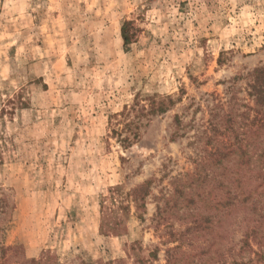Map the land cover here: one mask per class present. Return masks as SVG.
Masks as SVG:
<instances>
[{
    "label": "rangeland",
    "instance_id": "374dc122",
    "mask_svg": "<svg viewBox=\"0 0 264 264\" xmlns=\"http://www.w3.org/2000/svg\"><path fill=\"white\" fill-rule=\"evenodd\" d=\"M124 21L136 29L127 49ZM260 66L264 0H0V108L14 109L0 122L10 205L0 246L19 244L29 259L48 252L57 264H167L170 232L185 229L193 208L179 190L218 177L215 165L201 168L223 139L210 124L217 106L232 95L251 106L247 74ZM155 95L175 104L141 116L124 148L113 131L124 135L135 112L119 114L135 97L148 109ZM145 181L140 219L126 194ZM121 205L130 207L123 232L102 236L101 212L120 218ZM229 237L237 250L241 232ZM253 259L264 264V254Z\"/></svg>",
    "mask_w": 264,
    "mask_h": 264
},
{
    "label": "trees",
    "instance_id": "16d2710c",
    "mask_svg": "<svg viewBox=\"0 0 264 264\" xmlns=\"http://www.w3.org/2000/svg\"><path fill=\"white\" fill-rule=\"evenodd\" d=\"M120 36L123 47L128 48L136 37V29L130 21H124L120 27ZM220 63V60L218 61ZM246 94L251 102L241 105L232 95L225 103H220L219 112L214 114L218 121H210L215 133L223 136L220 144L212 149L208 159L201 163V168L215 165L218 177L208 179V173L197 179L194 192L183 193L181 202L184 206L193 208L187 216L188 224L183 230L179 227L170 232V241L176 245L165 251L167 264H250L253 257L264 254V67L260 66L247 74ZM130 110L124 109L119 117L132 119L123 121L124 135L113 131L117 140L124 147L139 138L140 118L145 115H159L165 113L175 100L171 97L152 96L149 99L148 109L140 106V100L135 97ZM8 102L11 103L9 100ZM27 104L23 103V107ZM245 112L237 115L239 107ZM0 108V122L6 116H11L14 109ZM13 110V111H12ZM145 110V113H143ZM235 116L242 118L237 122ZM222 131H220V129ZM210 158L213 160L211 163ZM1 162V157H0ZM151 181L131 189L126 197L133 204L135 214L142 218L144 199L148 195ZM121 188L110 190L111 196L119 194ZM190 191V189H189ZM170 199L166 200L168 204ZM176 200H174L175 202ZM129 202V203H130ZM10 208L7 196L0 192V215H5ZM101 205V211L103 210ZM121 217L116 212L103 213L99 223V233L104 236H119L123 232L121 222L130 213L129 205H121ZM162 209L157 207L156 217L160 218ZM230 228V233L227 231ZM241 232V237L233 248L229 236ZM188 236V237H187ZM230 241V244H229ZM228 247V248H227ZM134 251V249H132ZM128 251V250H127ZM226 252V253H225ZM245 252L252 254V258L244 260ZM8 254V255H7ZM5 259L11 264H57L50 253H43L39 259L27 258L19 244L0 246V260ZM2 262L1 264H6ZM97 260L96 264H102Z\"/></svg>",
    "mask_w": 264,
    "mask_h": 264
}]
</instances>
